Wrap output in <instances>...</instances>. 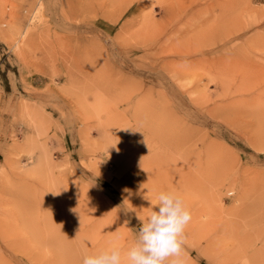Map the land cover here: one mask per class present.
Returning <instances> with one entry per match:
<instances>
[{"label": "rangeland", "instance_id": "1", "mask_svg": "<svg viewBox=\"0 0 264 264\" xmlns=\"http://www.w3.org/2000/svg\"><path fill=\"white\" fill-rule=\"evenodd\" d=\"M130 1L0 0V264H264V0Z\"/></svg>", "mask_w": 264, "mask_h": 264}, {"label": "bare ground", "instance_id": "2", "mask_svg": "<svg viewBox=\"0 0 264 264\" xmlns=\"http://www.w3.org/2000/svg\"><path fill=\"white\" fill-rule=\"evenodd\" d=\"M131 1L129 0V3H130ZM196 12H197V9H194V10H185V11H182V12H179L180 13V15H178V17L177 18H180L179 19V21H181V20H184V22L185 23H187L188 24V26H190V25H202L206 20L205 19H202V20H198L199 18H193L194 16H195V14H196ZM178 20V19H177ZM197 20V21H196ZM151 24H152V22H150ZM159 44V43H158ZM162 136H163V133H161V134H158L157 135V137L158 138H162ZM163 139V138H162ZM157 141H160V140H158L157 139ZM175 144H178V142H176ZM140 158V157H139ZM180 167H182L181 165H179L178 164V168H180ZM181 169L182 168H180V171H181ZM182 173V176H184V178H186V180H189L190 181V178H191V176H189L188 175V172H186V171H183V172H181ZM183 179V178H182ZM128 182V181H127ZM129 182H131V180H129ZM73 222H74V219H73ZM72 222V223H73ZM160 223V222H159ZM158 222H157V224H159ZM74 224V223H73ZM72 224V225H73ZM73 228V227H72ZM70 240H71V242H72V239H71V236H70ZM74 241V240H73ZM79 242H77V244H78ZM68 244V243H67ZM66 243H65V246L67 247L68 245H70V244H68L67 245ZM72 245V244H71ZM75 245L76 244H74V246H72L73 248L72 249H74V247H75ZM86 245V244H85ZM72 249H68L67 251H64V253L62 254V258L64 259V260H62V262H67V261H69L70 260V262H72V263H74V264H76V263H79L80 261H81V257L83 258V260H84V262H87L88 260H90V259H95V260H97V259H100L101 260V258H102V256L99 254V253H97V254H95L94 255V257H93V255L91 254V252H89V251H83V255L81 256V249L80 250H78V251H70V250H72ZM169 256V255H168ZM73 259V260H72ZM167 259H169V258H167ZM172 260H173V258H172ZM244 260H246L247 262H251V258L250 257H245L244 258ZM75 261H77L76 263H75ZM177 260H174L173 262H176ZM88 264H90V262H87ZM169 263V262H168ZM170 263H172V262H170ZM169 263V264H170Z\"/></svg>", "mask_w": 264, "mask_h": 264}, {"label": "crops", "instance_id": "3", "mask_svg": "<svg viewBox=\"0 0 264 264\" xmlns=\"http://www.w3.org/2000/svg\"><path fill=\"white\" fill-rule=\"evenodd\" d=\"M263 4H264V2H263Z\"/></svg>", "mask_w": 264, "mask_h": 264}]
</instances>
